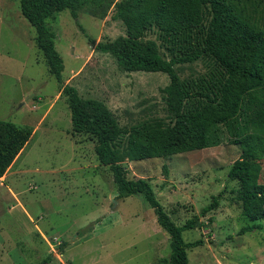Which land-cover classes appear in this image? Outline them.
<instances>
[{"label":"rangeland","instance_id":"obj_1","mask_svg":"<svg viewBox=\"0 0 264 264\" xmlns=\"http://www.w3.org/2000/svg\"><path fill=\"white\" fill-rule=\"evenodd\" d=\"M117 1L78 8V19L64 10L47 20L64 60L62 85L104 102L128 129L153 119L168 122L166 74L126 72L112 56L96 51L99 42L124 35L112 18ZM35 37L21 0H0V120L33 129L29 144L0 179V264H168L170 236L141 196L117 198L95 139L73 131L62 85L50 75ZM144 38L169 58L158 31ZM175 69L183 79L208 71L203 61ZM240 153L238 146L224 144L123 164L128 179L152 185L177 225L225 191L219 206L183 233L186 242L203 241L188 249L190 264H264V219L262 229L239 235L251 223L236 201L239 184L228 177ZM262 167L264 184V159ZM49 256L52 261L44 263Z\"/></svg>","mask_w":264,"mask_h":264},{"label":"trees","instance_id":"obj_2","mask_svg":"<svg viewBox=\"0 0 264 264\" xmlns=\"http://www.w3.org/2000/svg\"><path fill=\"white\" fill-rule=\"evenodd\" d=\"M113 1L21 0L22 15L36 31V46L59 84L62 85L65 65L47 20L64 10L78 19V8L101 7ZM114 7L112 18L123 26L124 35L99 42L96 51L112 56L126 72L166 74L169 84L162 89V95L169 121L153 119L128 129L104 102L84 99L76 87L62 85V94L72 113L73 131L95 139L96 155L112 173L117 198L141 196L170 236L168 264H190L188 249L203 241L186 242L183 233L194 230L201 218L216 209L225 191L212 196L200 214L177 225L157 199L152 185L146 179H128L123 164L170 158L224 144L238 146L240 157L228 177L238 182L236 201L241 204L242 216L251 222L239 235L262 229L264 0H118ZM151 30L159 32L169 58L161 55L155 41L145 40ZM198 61L205 62L208 68L199 77L183 79L175 69ZM32 136L31 127L0 120V179ZM51 261L49 256L44 263Z\"/></svg>","mask_w":264,"mask_h":264},{"label":"crops","instance_id":"obj_3","mask_svg":"<svg viewBox=\"0 0 264 264\" xmlns=\"http://www.w3.org/2000/svg\"><path fill=\"white\" fill-rule=\"evenodd\" d=\"M9 171V170H8Z\"/></svg>","mask_w":264,"mask_h":264}]
</instances>
